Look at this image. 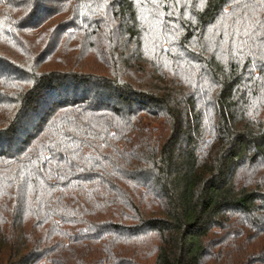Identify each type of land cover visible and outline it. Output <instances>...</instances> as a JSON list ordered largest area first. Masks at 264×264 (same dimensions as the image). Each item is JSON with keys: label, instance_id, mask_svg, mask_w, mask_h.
<instances>
[{"label": "trees", "instance_id": "trees-1", "mask_svg": "<svg viewBox=\"0 0 264 264\" xmlns=\"http://www.w3.org/2000/svg\"><path fill=\"white\" fill-rule=\"evenodd\" d=\"M0 264H264V0H0Z\"/></svg>", "mask_w": 264, "mask_h": 264}]
</instances>
